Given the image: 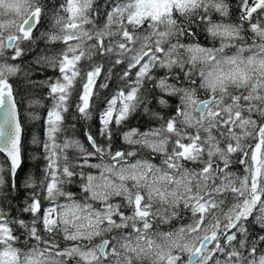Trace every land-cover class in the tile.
Masks as SVG:
<instances>
[{
    "label": "snow or ice",
    "instance_id": "snow-or-ice-1",
    "mask_svg": "<svg viewBox=\"0 0 264 264\" xmlns=\"http://www.w3.org/2000/svg\"><path fill=\"white\" fill-rule=\"evenodd\" d=\"M0 157V264H264V0H0Z\"/></svg>",
    "mask_w": 264,
    "mask_h": 264
},
{
    "label": "trees",
    "instance_id": "trees-1",
    "mask_svg": "<svg viewBox=\"0 0 264 264\" xmlns=\"http://www.w3.org/2000/svg\"><path fill=\"white\" fill-rule=\"evenodd\" d=\"M47 103V102H46ZM27 106V102H25V107ZM43 114V112H41ZM40 122L39 121H31L26 120L27 126V134L25 136V147H24V165L23 171L20 173L21 176H24L27 172H35L39 166L42 165V161H38L34 159V155L36 154L35 146L31 144V137L33 134H38L40 129ZM95 128V125L93 124ZM2 159V157H0Z\"/></svg>",
    "mask_w": 264,
    "mask_h": 264
}]
</instances>
